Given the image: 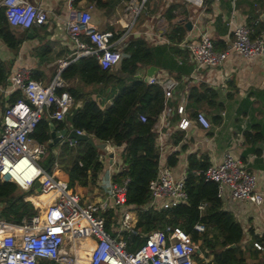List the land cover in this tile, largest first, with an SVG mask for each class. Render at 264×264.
Here are the masks:
<instances>
[{
	"label": "built area",
	"instance_id": "1",
	"mask_svg": "<svg viewBox=\"0 0 264 264\" xmlns=\"http://www.w3.org/2000/svg\"><path fill=\"white\" fill-rule=\"evenodd\" d=\"M149 1H127L118 20L122 32L115 34L101 32L93 26V5L83 7L84 1L65 0L67 17L64 28L72 44L71 58L59 61L57 72L47 85L35 78L32 69L22 67L8 76L1 86L4 89L6 86L7 91L10 89L13 94L21 93L22 98L4 107L1 114L0 181L14 183L27 192L29 195L25 201L34 204L37 214L24 218L20 223L0 218V264H42V260L45 264H196L199 246L183 229L167 225L146 235L136 231L138 209L127 203L129 180L116 182L114 178L118 174L112 169V164L102 180L105 198L86 202L84 197L70 189L66 181L56 178L40 165L49 145L32 138L45 116L55 122H65L70 115L76 102L67 91L68 83L63 78V72L70 64L82 58H96L104 70L121 65L127 41L135 35L133 30ZM174 1L198 8L206 5V0ZM1 7L5 8L8 23L15 29L43 27L49 21L50 11L30 0H0ZM143 38L152 44L162 43L161 39L149 33H145ZM164 43L169 44V41ZM179 47L187 51L188 62L194 65L189 84L201 82L203 70L223 69L230 55H237L245 61L264 57V37L253 38L252 29L245 24L235 27L233 40L223 50H216L208 34H202L198 42L184 41ZM149 84L161 86L165 93V110L156 123L162 132L169 127V119L174 114L169 101L178 83L172 79L161 81L152 77ZM221 86L227 89L226 83ZM176 111L180 115L185 114L184 103ZM140 119L144 123L148 121L145 115ZM194 122L205 130L212 128L211 121L203 112H198ZM192 123L184 118L178 127L188 131ZM68 142L71 145L78 143ZM157 145L160 150L159 173L150 183V199L142 207L143 211H164L188 201L187 172L176 177L172 167L162 164L163 149ZM30 168L35 170L34 176L20 184L19 179ZM194 174L206 182L216 183L218 198L223 203L230 200L255 210L264 205L261 176L249 171L233 151L225 153L222 163L194 171ZM38 181L42 189L40 194L35 191ZM41 195H46V199L40 200ZM199 209L203 215L207 204H201ZM245 230L248 232L247 228ZM193 231L203 235L206 226L197 223ZM134 234L143 238L145 244L136 251H129L128 237ZM254 247L264 250L259 243H254ZM208 264L216 263L208 261Z\"/></svg>",
	"mask_w": 264,
	"mask_h": 264
},
{
	"label": "crops",
	"instance_id": "2",
	"mask_svg": "<svg viewBox=\"0 0 264 264\" xmlns=\"http://www.w3.org/2000/svg\"><path fill=\"white\" fill-rule=\"evenodd\" d=\"M30 1L43 5L50 11L47 25L27 30L16 28L15 31L25 39L17 52L10 50L0 39V60L7 64L9 76L19 68H30L34 76H38V80L47 85L55 76L59 61L70 59L73 54L72 44L64 28L67 17L66 4L65 0ZM83 1V7L91 5L86 0ZM109 1L110 6L107 8L93 7V26L101 32L110 31L120 34L122 28L118 20L122 16L119 15V9L121 4H124L125 8L127 2L125 0ZM155 1L157 0H152V3ZM163 1L166 4L161 8V12L156 9L153 15L149 16V22L143 23L140 28L137 27L138 23L133 30L135 38H143L145 33H149L161 39V44H152L147 40L152 46H168L169 61H166V66L162 63L161 66L151 67L157 68L154 77L161 81L172 79L178 83L169 101V106L174 111L169 119V127L159 132L160 127L155 126L157 144L163 149L162 164H168L169 157L177 153L176 168L181 167L179 169L180 171L182 169L181 175L187 172L191 155H196L201 161L208 159L211 166L222 163L225 153L233 151L242 159L249 171L261 176V187L264 189V57L245 61L237 55H230L223 69L203 70L200 73L202 81L189 84L194 65L188 62L187 51L179 47L180 43L178 45L164 43L168 41L166 35L173 25L185 27L186 36L182 42H198L202 34H208L216 50L226 48L227 43L233 40V32L238 25L245 24L250 27L253 38L264 37V0H207L204 8L174 0ZM172 4H175L177 8L173 14H170L168 9ZM171 15L174 17L170 19ZM183 20L194 24L192 32L188 31L185 23H179ZM149 69L150 67L141 68L138 75L144 78ZM67 83L68 88L79 87L85 93H91L97 101H103L102 108L113 102L114 94H111L110 89L103 94L98 90L99 86L95 91H90L91 86L80 84L77 80L67 81ZM223 83L227 85L226 90L221 86ZM202 84L218 93L216 106L206 104L196 110H204V114L212 124L209 130H205L194 122L196 116L192 115L193 107L189 106L190 89ZM12 95L13 92L10 89L7 91L6 86L5 89L0 86V109L10 104ZM182 103L185 105V114L180 115L176 109ZM82 107V101L76 102L72 111ZM1 114L2 112H0V121ZM70 115L65 120L67 124L65 129L76 130L69 124ZM184 118L193 122L188 131L178 127ZM247 133L251 136L247 137ZM91 137L95 141V138ZM102 143L107 145L105 149L100 150V162L103 167L96 177L92 176V171L90 173L89 190L84 197L86 202H97L105 198L102 180L111 164L112 169L117 171L116 174L121 173L124 168L122 160L124 148H117L112 142H100ZM55 152L58 154L59 148ZM224 210L231 212L244 229H248V232L245 230L246 239L243 244L245 251L252 247L250 230L259 237L264 236V205L255 210L245 204H230L226 201ZM213 260L214 256H207L204 252H198L195 256L196 264H208V261ZM247 264H264V250L260 251L257 257L248 259Z\"/></svg>",
	"mask_w": 264,
	"mask_h": 264
},
{
	"label": "trees",
	"instance_id": "3",
	"mask_svg": "<svg viewBox=\"0 0 264 264\" xmlns=\"http://www.w3.org/2000/svg\"><path fill=\"white\" fill-rule=\"evenodd\" d=\"M83 1V0H81ZM98 9L110 6L109 0H86ZM126 2L129 0H125ZM206 2H208L206 0ZM177 6L172 4L168 13L173 14ZM174 15L169 16L173 18ZM186 36L183 25H173L166 35L170 43L178 45ZM0 39L14 52L25 41L7 20L5 8H0ZM225 48V47H223ZM125 57L119 67L104 70L96 58H82L63 72L66 81L77 80L85 86H99L100 91L110 89L114 94L111 105L102 108L101 103L94 99L91 93H85L79 87L68 88L75 102L82 101L83 107L75 109L69 117V124L76 130L93 136L99 142H112L117 148H124L122 160L124 168L115 181L123 183L129 180L127 203L138 209L136 231L141 235L149 234L167 225L181 228L191 234L192 240L199 246L200 252L214 256L216 264H247V260L258 256L260 251L254 243L264 246V236L255 235L250 230L252 247L244 250L246 231L236 217L224 210V203L218 198V185L206 182L194 174L197 170H206L210 163L208 159L201 161L196 155H191L188 161L186 190L188 201L185 204L164 211H143L150 199V183L159 173L160 151L157 146L155 126L159 116L165 110V93L161 86L149 84L142 77L136 78L141 68L161 66L169 61L168 46H152L144 38L131 37L124 49ZM116 69V70H114ZM9 76V68L0 60V86L4 85ZM39 79L38 76H35ZM22 98L21 93L11 96L9 103L14 104ZM218 93L202 84L193 86L189 91V106L192 115L196 116L202 106H216ZM3 112V108L0 109ZM145 115L147 122L140 117ZM50 117L45 116L35 130L32 138L42 144L51 141ZM57 130L67 127L65 122L52 121ZM1 123V122H0ZM247 137L251 136L249 133ZM59 148V153L55 151ZM101 151L86 142L71 145L60 143L50 148L40 160V165L50 174L52 167L58 163L66 172L65 181L72 191L85 197L89 190L90 174L94 177L102 170L100 162ZM178 164V154H172L168 159L170 167ZM29 195L11 182L0 181V218L12 223H20L24 218L37 214L32 202L25 201ZM34 200V199H33ZM207 204L203 215L200 205ZM109 222V221H108ZM197 223L206 226L203 235L193 231ZM214 233V234H212ZM145 244V240L137 235L128 237L129 251H136ZM207 251V252H206Z\"/></svg>",
	"mask_w": 264,
	"mask_h": 264
},
{
	"label": "water",
	"instance_id": "4",
	"mask_svg": "<svg viewBox=\"0 0 264 264\" xmlns=\"http://www.w3.org/2000/svg\"><path fill=\"white\" fill-rule=\"evenodd\" d=\"M181 23H185L186 28L189 32H192L194 29V24L191 21H180ZM157 72L156 67H150L147 72V75L144 77L145 81L149 83L150 78L154 77ZM142 75H137L136 78H142ZM50 130H51V141L49 142V147L53 148L59 145L64 139L73 140V142H86L90 146L94 147L95 149L103 150L106 148V144H96L94 139L87 134H78L76 130L69 131L68 129L64 130H57L52 120H49ZM35 191L36 193L40 194L42 192L41 183L38 181L35 184ZM135 235V234H134Z\"/></svg>",
	"mask_w": 264,
	"mask_h": 264
},
{
	"label": "rangeland",
	"instance_id": "5",
	"mask_svg": "<svg viewBox=\"0 0 264 264\" xmlns=\"http://www.w3.org/2000/svg\"><path fill=\"white\" fill-rule=\"evenodd\" d=\"M150 2V3H149ZM148 2V4H147V7H146V9L147 10H145V13H143V15L141 16V18L139 19V21H138V28H140V26L143 24V23H146V22H149V16H152L153 15V13L156 11V9H157V11L158 12H161V8L164 6V4H166V3H164V1L163 0H157V1H155V2H153L152 3V0L151 1H149ZM67 9V8H66ZM123 9H124V4H121L120 5V9H119V15H120V17L123 15ZM43 52H44V49L42 50ZM114 70H116V69H114ZM96 87H98V86H91L90 87V91H95V89H96ZM98 89V88H97ZM100 87H99V91H100ZM100 92H103V94H104V91H100ZM100 92H99V94H100ZM102 94V93H101ZM104 96V95H103ZM98 102L99 103H101V105H102V102L103 101H100V100H98ZM204 110L202 109V110H200L199 112H203ZM204 113V112H203ZM67 141H69V139L68 140H63V142L62 143H64V142H67ZM61 143V144H62ZM95 143L96 144H100V142L98 141V140H96L95 139ZM119 154V153H118ZM176 168V167H175ZM181 168V167H180ZM179 167H177L176 169H174V172H175V175H176V177H179L180 176V172L182 171V169H181V171L179 170L180 169ZM51 173L56 177V178H58V179H61V180H64L65 181V178H66V175H67V172H66V170H65V168L62 166V165H60V164H58V163H56L53 167H52V171H51ZM22 191V190H21ZM229 203L231 204L232 202L229 200ZM214 261V260H213ZM42 262V264H45V261L44 260H42L41 261Z\"/></svg>",
	"mask_w": 264,
	"mask_h": 264
},
{
	"label": "bare ground",
	"instance_id": "6",
	"mask_svg": "<svg viewBox=\"0 0 264 264\" xmlns=\"http://www.w3.org/2000/svg\"><path fill=\"white\" fill-rule=\"evenodd\" d=\"M35 170L30 168L28 171L25 172L24 177L19 179L20 184H25L26 181L30 180L34 176ZM46 195H41L40 200H45ZM34 201L37 203V199L34 198Z\"/></svg>",
	"mask_w": 264,
	"mask_h": 264
}]
</instances>
